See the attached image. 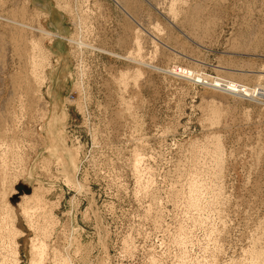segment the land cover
<instances>
[{
	"label": "rangeland",
	"instance_id": "1",
	"mask_svg": "<svg viewBox=\"0 0 264 264\" xmlns=\"http://www.w3.org/2000/svg\"><path fill=\"white\" fill-rule=\"evenodd\" d=\"M41 249L264 264V0H0V264Z\"/></svg>",
	"mask_w": 264,
	"mask_h": 264
},
{
	"label": "bare ground",
	"instance_id": "2",
	"mask_svg": "<svg viewBox=\"0 0 264 264\" xmlns=\"http://www.w3.org/2000/svg\"><path fill=\"white\" fill-rule=\"evenodd\" d=\"M19 24V23H18ZM20 25H24V26H26L24 23H21ZM30 27V26H29ZM32 27V26H31ZM35 28V27H34ZM35 30L36 31H38L39 33H41V34H43V35H45V36H54V37H57V36H55L56 35V33H52V32H50V31H48V30H46V29H44V28H40V27H36L35 28ZM61 38H63V36H60ZM70 41V40H69ZM80 44V43H79ZM82 45V44H81ZM100 51H102V52H104L103 50H100ZM106 52V51H105ZM111 55H115V54H113V53H110ZM115 56H118V57H122L121 55H115ZM122 58H127V59H129V58H131L130 56L128 57V55H127V57L125 56V57H122ZM134 59V58H133ZM33 60H35V59H33ZM130 60H132V59H130ZM135 61V60H134ZM139 62V61H138ZM142 64H144V65H147V66H151V67H155V68H157V69H161V70H164V69H162V68H159V67H156V66H154V65H152V64H149V63H145V62H141ZM35 68L37 69L38 67H36V66H39V64L38 63H36V61H35ZM41 66V65H40ZM35 70V69H34ZM36 71V70H35ZM34 71V72H35ZM168 71V70H167ZM176 71V70H175ZM175 71H173V72H175ZM192 71V70H191ZM183 73H182V76H184V77H186V78H188V79H191V80H193V82H201V83H205L206 85H208L210 88H219V89H221V91H224V92H226V93H230V94H233L234 96L235 95H237V96H240V97H243V96H246L245 94L246 93H248L247 91V88L245 87V86H241V85H237V84H235V83H233V82H230V80L229 81H226V79H225V81H223V80H220L219 78H214V79H212V78H208L207 76H203V75H198V76H192L193 75V71L192 72H189V71H182ZM36 78H37V76H35ZM42 79H43V81L45 80V76H42ZM196 80V81H195ZM256 87H254V88H251V89H255ZM250 91V90H249ZM261 91H263V89H255L254 90V94L256 93V92H258L259 94L261 93ZM251 92V91H250ZM26 198H29V197H26ZM15 229V228H14ZM14 229H13V231H14ZM15 230H18V229H15ZM12 231V232H13ZM17 232V231H16ZM15 238V237H14ZM14 238L12 237V241H13V244H14V248H13V253L15 254V255H17V251H16V249H15V247H16V242H15V240H14ZM32 251L34 252L35 251V249H33L32 248ZM36 253H38V258L36 259V260H33L32 262H33V264H42V261H43V252H42V249L41 250H39V252H36Z\"/></svg>",
	"mask_w": 264,
	"mask_h": 264
}]
</instances>
